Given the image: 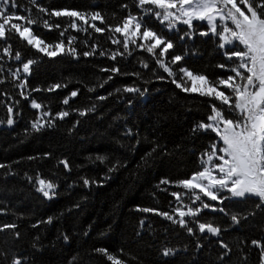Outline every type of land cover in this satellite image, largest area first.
<instances>
[{
    "label": "trees",
    "instance_id": "1",
    "mask_svg": "<svg viewBox=\"0 0 264 264\" xmlns=\"http://www.w3.org/2000/svg\"><path fill=\"white\" fill-rule=\"evenodd\" d=\"M16 3L18 15L39 18L31 27L35 35L50 45L63 40L66 49L72 38L76 54L65 51L49 57L18 33L0 40V164L8 166L0 168V226L17 225L0 231V264H12L14 258L22 264H111L95 251L101 247L113 254L122 249L120 258L126 264H260L261 249L252 245L253 240L264 244V204L258 198L206 200L212 207L201 208L197 220L221 227L219 237L200 233L191 223L194 234H189L159 215L166 211L178 218L173 192L182 194L180 206H191L192 194L175 181L199 171L202 155L216 142L210 130L193 131L200 122L207 123L215 102L177 88L173 77L157 63L159 49L153 55L137 42L124 51L123 36L109 27L122 26L129 12L141 15L135 0ZM39 7L47 11L40 12ZM62 9L101 12L106 22L92 23L105 31L97 33L90 24L72 29L69 18L48 15ZM44 20L53 27L45 28ZM145 23L173 43L161 59L174 71L187 67L210 82L231 75L235 59L226 57L219 38L206 24L194 23V31L186 36L190 31L186 25L168 30L152 15L145 17ZM94 46L92 55H83L93 52ZM4 47L10 48V56L3 54ZM17 52L20 60L15 59ZM121 52L112 59L113 53ZM174 55L183 59L172 65ZM28 60L35 63L24 73L22 64ZM112 68L119 71L114 73ZM17 69L19 80L26 82L23 88L10 75ZM54 84L61 87L53 88ZM125 87L138 88L143 95L124 92ZM73 91L77 96H71ZM66 98L68 104L63 103ZM33 100L50 113L52 126L31 129L42 114L31 107ZM9 106L14 113L11 126L7 124ZM87 109L91 110L81 116L80 111ZM61 111L70 114L60 119L57 113ZM153 148L156 151L143 160ZM98 156L106 157V162L101 163ZM117 162L118 167L109 172ZM37 175L56 185L51 198L36 190ZM165 178L173 183L161 184ZM200 205L198 201L195 206ZM143 208L156 211L143 212ZM232 214L238 215L239 223L231 221ZM221 240L228 249L221 247ZM164 248L173 249V254L164 256Z\"/></svg>",
    "mask_w": 264,
    "mask_h": 264
},
{
    "label": "snow or ice",
    "instance_id": "2",
    "mask_svg": "<svg viewBox=\"0 0 264 264\" xmlns=\"http://www.w3.org/2000/svg\"><path fill=\"white\" fill-rule=\"evenodd\" d=\"M32 2L36 3V0H32ZM135 3L143 15H133L129 12L121 21L123 27L119 24L109 27V30L123 34L124 39L122 43L124 51H128L130 43L137 44L136 39H131L130 41L129 37L139 36L141 40L147 42L140 43L138 45L140 48H146L147 52L153 55L159 49L157 63L168 76L173 77L172 83L177 88H182L184 92H197L201 96L214 97L222 105H227L237 117L236 119L229 118L224 115L222 108L213 105L212 114L208 116L209 122H200L193 129V131L211 130L216 133L222 141L223 146L221 147L215 143L212 144L210 150L205 152L201 157L202 170L194 172L190 178L175 181L178 186H182L183 189L192 194L191 206L183 205V207L187 208L186 211L182 210L181 207H177L174 210L178 213L179 219H176L169 212H159L160 216L179 224L182 228H186L189 234H194V227L189 226L191 223L198 226L200 233H208L219 237L222 231L221 227L197 220L202 209L195 205L196 202L202 200L201 193L211 201H222L227 198H258L264 204V0H135ZM17 8L16 0H0V40H7L9 34L18 33L19 37L26 40L28 45L38 49L39 52L45 53L49 57L56 56L58 53L65 51L72 55L76 54V49L71 47L72 38H69L67 41L69 45L67 49L63 40L55 43V45L45 43L43 39H40L39 36L31 31V27L39 23V18L33 19L30 15H18ZM39 11L46 12L47 10L39 7ZM152 14L160 20L162 25L166 24L169 30L175 29L178 24L187 25L190 31L185 33L186 36L191 35V32L194 31V21H206L209 25V32L219 37V47L226 50V57L230 61L233 58L238 61L236 66L230 69L235 75H229L227 79L220 78L217 82H210L206 76L194 74L187 67H179L178 72L174 71L164 59H161L174 47L173 43L165 39L163 35L153 31L145 23V17ZM48 15L69 18L71 20L70 27L77 30H79L77 20L83 21L85 24L88 23L89 18L93 21L100 20L102 24L106 22L104 16L99 11L82 12L62 9L53 10ZM16 21H23L24 24ZM229 21L231 22V26L228 24ZM43 24L45 28L51 29L53 27L48 20H44ZM55 27L58 28L60 25L57 24ZM91 27L97 33L105 31L104 27H97L95 23H92ZM22 28L23 30H21ZM200 34L208 35L209 33L201 32ZM60 35L64 36L65 33L61 32ZM180 38L184 39V36ZM113 43H121V41L114 40ZM237 43L242 48L235 51H227L229 46L234 47ZM94 51L95 46L93 47V52L86 51L83 55H92ZM3 54L10 56V48L4 47ZM100 54L104 55L103 52ZM118 54L123 55L124 53H113L112 59L114 60ZM15 59H21L19 52L15 54ZM182 59L181 55H174L171 58V64L175 65L177 62L182 61ZM33 63H35L33 60L24 62L22 64L23 72L29 73L30 66ZM220 67L223 68L224 65H220ZM2 70V67H0V71ZM111 71L115 73L119 69L112 68ZM10 75L13 80L19 81L18 87L23 88L26 86L25 81L19 80V69L11 71ZM178 75L179 79L176 78ZM187 81L192 82L191 87L187 86ZM196 81H200L202 84L197 86ZM0 82H3L2 78H0ZM219 86H224L230 90L231 94L218 90ZM52 87L59 88L61 85L54 84ZM123 91L139 92L140 95H143V92L135 87H125ZM21 95L23 96L24 93L21 92ZM71 96H77V92L73 91ZM100 99H104V97H100ZM63 103L68 104L69 100L66 98ZM31 107L33 109H40L42 112L41 116L31 123L32 130L39 131L43 127L52 126L53 121L50 118V113L43 112L41 104L33 100ZM90 110H81L80 115L83 116L86 114V111ZM7 111V124L11 126L14 123L13 108L9 106ZM69 114L67 111H61L57 113V117L63 119ZM155 151L156 148H153L152 152L146 153L142 159L146 160ZM29 159H33V157H29ZM96 159L101 163H105L107 160L106 157L102 156H98ZM61 163L64 164V167H69L67 161H62ZM118 165L119 162L113 164L108 171L115 170ZM5 167L8 166L0 164V168ZM83 182L85 185L90 183L87 178ZM35 183L38 184L36 190L42 193L44 197L51 198L54 194L56 185L52 182L46 181L37 175ZM160 183L168 184L173 183V181L165 178ZM197 189L199 192L196 191ZM224 192H227L229 196L225 197ZM172 195L176 197L178 202H182L181 193L173 192ZM202 207L209 208L212 205L203 203ZM140 210L143 212L156 211L150 208ZM218 210L221 212L225 211L223 208ZM186 217L189 219H185ZM230 218L233 223H239L237 214H232ZM51 219L49 217L48 222H51ZM16 227L15 223H5L0 226V231L15 229ZM17 235L19 234L17 233ZM64 239L67 241L69 237L65 235ZM220 244L222 248L228 249V245L223 243L222 240ZM252 245L261 249L260 264H264V244L253 240ZM95 251L103 254L111 264H126L120 258L122 249L116 254L109 252L103 247ZM173 251L171 248H164L162 254L168 256L173 254ZM12 264H22V261L14 258ZM73 264H75V261Z\"/></svg>",
    "mask_w": 264,
    "mask_h": 264
},
{
    "label": "rangeland",
    "instance_id": "3",
    "mask_svg": "<svg viewBox=\"0 0 264 264\" xmlns=\"http://www.w3.org/2000/svg\"><path fill=\"white\" fill-rule=\"evenodd\" d=\"M10 11H11V9H9ZM141 15H143V13H141ZM152 16H154V18H156L155 17V15L154 14H152ZM157 19V18H156ZM158 20V19H157ZM159 22H160V20H158ZM16 22H18V23H21V24H24V22L23 21H16ZM93 22V20H91L90 18H89V20H88V23L87 24H85L83 21H79V20H77V24H78V29H80V30H82V29H84V27L86 26V25H91V23ZM161 23V22H160ZM194 23H204V24H206L207 26H208V29H209V25L207 24V22L206 21H204V22H200V21H194ZM228 24L231 26V22L229 21L228 22ZM179 25V24H178ZM183 25V24H182ZM24 26H27V25H24ZM165 28H167V26H166V24H164L163 25ZM187 26V25H186ZM121 27H123V25L121 26ZM177 27V26H176ZM168 29V28H167ZM21 30H23V28L21 29ZM169 30V29H168ZM211 33V32H210ZM120 35H122L123 36V34L122 33H119ZM141 35H142V32H141ZM218 37V36H217ZM219 38V37H218ZM123 39H124V36H123ZM131 39H136L137 40V42H139V43H147L146 41H143V40H141L140 39V37L139 36H137V37H129V40L131 41ZM230 48H233V51H235V50H237V49H240V48H242V46L241 45H239L238 43L234 46V47H232V46H229ZM45 54V53H44ZM235 59V58H234ZM238 63V61L235 59V64H237ZM236 66V65H235ZM231 75H235L234 73H231ZM186 80H187V78H186ZM214 82H217V81H214ZM202 84V82H200V81H196V85L197 86H199V85H201ZM187 86L188 87H191L192 86V82L191 81H187ZM218 90H220V91H225V93L226 94H231V92H230V90H228V89H226L224 86H219L218 87ZM193 93H197V92H193ZM208 97V96H207ZM209 98H211L214 102H215V105L218 107V108H222L223 109V112H224V115L225 116H227V117H229V118H233V119H236L237 117L234 115V113L232 112V110L231 109H229L228 108V106L227 105H222L221 103H220V101H218V100H216L214 97H209ZM209 121H207V123H208ZM211 131V130H210ZM212 132V131H211ZM212 133H214V132H212ZM215 135H216V133H214ZM217 136V135H216ZM215 144H219L221 147L223 146V143H222V141L219 139V137L217 136V140H216V142H214ZM205 159H206V157H205ZM200 170H202V168L200 167V169H199V171ZM191 177V176H190ZM189 177V178H190ZM180 188H182V186H179ZM183 189V188H182ZM196 191H198L199 192V190L197 189ZM201 195V197H202V200L200 201V206L199 207H201V208H203L202 207V205H203V203H207V201L206 200H210L208 197H204L203 196V194L201 193L200 194ZM224 196L225 197H228L229 196V194L227 193V192H224ZM211 201V200H210ZM216 202H218V201H216ZM209 204V203H208ZM175 208L173 209V210H175L177 207H181L182 208V210H184V211H186L187 209H186V207H183V206H180L179 205V202L178 201H176V203H175ZM174 213L177 215V219H179V216H178V213H176L175 211H174Z\"/></svg>",
    "mask_w": 264,
    "mask_h": 264
}]
</instances>
